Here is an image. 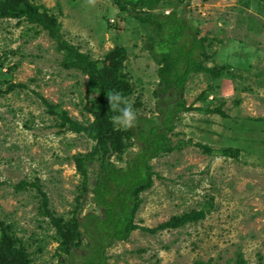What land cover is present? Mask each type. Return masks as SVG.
<instances>
[{
  "label": "rangeland",
  "instance_id": "rangeland-1",
  "mask_svg": "<svg viewBox=\"0 0 264 264\" xmlns=\"http://www.w3.org/2000/svg\"><path fill=\"white\" fill-rule=\"evenodd\" d=\"M32 1L56 17L63 38L92 58H103L115 45L125 47L123 71L133 88L127 98L132 105L141 103L135 108L138 114L152 115L158 64L146 47L148 25L120 11L112 0H96L95 5L87 0ZM170 3L166 0L156 11L170 12ZM176 10L198 29V38L208 37L206 65L223 66L218 78L206 73L189 78L186 104L211 108L223 102L227 116L198 110L180 114L171 140L190 143L150 161L153 184L141 193L135 223L154 228L206 205L205 217L153 234L135 229L126 241L107 249L106 264H264V0H183ZM61 60L46 31L0 18V88L8 82L26 84L0 94V222L10 227L13 247L23 244L33 264H61L64 255H57L56 234L38 211L37 188L16 190L14 185L37 183L49 207L69 219L80 194L72 155L93 144L82 134L60 129L58 118L47 111L44 100L58 114L65 111L80 122L92 119L85 107L87 77L63 68ZM206 88L211 95L195 100ZM228 147L238 149L236 157L221 153ZM90 197L88 192L80 198L79 216L101 214ZM239 255L243 263L237 261Z\"/></svg>",
  "mask_w": 264,
  "mask_h": 264
},
{
  "label": "trees",
  "instance_id": "trees-1",
  "mask_svg": "<svg viewBox=\"0 0 264 264\" xmlns=\"http://www.w3.org/2000/svg\"><path fill=\"white\" fill-rule=\"evenodd\" d=\"M165 1L112 0L120 11L149 26L151 34L146 47L151 58L158 64V87L153 92L157 98L154 112L152 115L138 114L135 127L117 130L111 121L114 113L110 109L107 93L119 91L128 97L133 90L128 74L123 71V61L127 57L125 47L115 45L105 52L103 58H92L63 38L60 23L43 5H37L32 0H0V18H16L46 31L54 39L56 51L62 53L60 63L63 68L77 70L87 77L85 107L92 115L91 120L80 122L68 116L65 111L58 114L54 110L55 106L44 100L47 111L58 118L55 124L60 129L82 134L93 142L89 151L72 155L80 177V194L75 198L76 205L71 217L64 219L57 215L49 207L48 198L37 183L29 184L21 180L14 185L16 190L23 189L25 185L37 188L38 211L47 218V223L56 234L57 255H64L61 264H106L107 249L114 242L126 241L135 229L140 228L153 234L166 228L179 229L205 217L206 205L173 215L154 228L135 223L136 212L142 203L141 193L153 184L155 172L150 161L180 150L184 144L190 143H173L171 140L170 133L180 114L198 110L227 116L222 110L223 102L211 108L186 104L183 93L189 78L197 73L218 78L223 66L206 65L210 59L206 45L208 37L198 38V29L190 20L177 14L176 6L183 0H171L173 8L170 12H157L156 9L164 6ZM23 87H26L25 83L8 82L4 89L0 88V94ZM209 95L211 93L206 88L195 100H205ZM140 104L135 101L133 107ZM195 145L206 153H212V149L205 144ZM133 147L136 149L132 150ZM220 151L232 157H236L239 152L230 147ZM112 159L122 161L123 165ZM88 192L91 193V202L101 214L88 212L79 216L82 208L80 198ZM0 226V264H33L23 244L18 249L13 247L10 227L1 222ZM237 261L243 263L241 255ZM190 264L208 262L195 260Z\"/></svg>",
  "mask_w": 264,
  "mask_h": 264
},
{
  "label": "clouds",
  "instance_id": "clouds-1",
  "mask_svg": "<svg viewBox=\"0 0 264 264\" xmlns=\"http://www.w3.org/2000/svg\"><path fill=\"white\" fill-rule=\"evenodd\" d=\"M90 5H95L96 0H87ZM109 105L114 115L111 121L117 130H127L136 126L138 113L132 103L119 91L107 93Z\"/></svg>",
  "mask_w": 264,
  "mask_h": 264
}]
</instances>
